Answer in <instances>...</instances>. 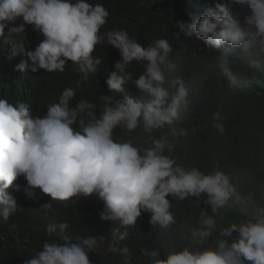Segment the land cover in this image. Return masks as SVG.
Instances as JSON below:
<instances>
[{
  "label": "clouds",
  "instance_id": "clouds-1",
  "mask_svg": "<svg viewBox=\"0 0 264 264\" xmlns=\"http://www.w3.org/2000/svg\"><path fill=\"white\" fill-rule=\"evenodd\" d=\"M231 4L250 9L251 14L243 23L233 16L228 4L217 3L191 25L178 22L177 39L195 34L225 54L229 46L241 48L246 54L253 49L264 53V0H231ZM108 17L103 5H91L87 0H0V40L9 22L21 18L22 23L10 32L24 34L26 26H33L44 37L33 51L27 52L30 63L17 65V70L63 73L72 62L87 80L102 63L93 55L96 46L107 43L119 51L121 61L115 63V71L105 82L112 93H123L115 101L111 95L102 96L105 104L99 118L93 111L96 105L88 100H80L75 108L69 106L75 95L72 89L63 90L59 102L48 106L43 117H33L26 103L14 106L7 99H0V218L7 221L19 208L8 192L19 177L52 200L97 195L104 203L100 219L119 224L110 230L108 250L123 257V264H132L130 249L120 245L129 236L127 229L135 227L142 210L151 213L152 225L168 230L174 217L167 197L199 200L206 195L204 203L212 214H217L239 202L241 196L223 171L204 174L195 167L186 169L165 155L166 150H173L167 136L152 139L151 147L143 150L131 141H114L113 132L119 126L129 132L139 128L150 133L167 125L171 135H185L172 126L189 111L190 90L182 77L172 75L178 66L169 58L173 49L168 40L158 39L144 47L126 30H110L101 35ZM133 61L145 67L134 81L141 93L139 98L130 96L125 88L133 81L132 74L126 71ZM253 66L258 68L260 64ZM84 116L88 117L87 122ZM222 119L219 113L213 114V120ZM75 124L80 130L73 127ZM214 127L224 130L222 123ZM42 208L52 210V205L45 203ZM199 222L209 228L215 225L207 211H201ZM57 228L63 233L69 224L48 225L46 231L51 235ZM210 235V231H193L200 240ZM219 236L214 247L189 243L182 250H168L166 259L159 258L158 250L140 251L152 259V264H264V209L259 210L255 220L232 224ZM103 243L104 236L63 244L45 242L42 250L24 264H91L89 253ZM164 247L169 249L170 242Z\"/></svg>",
  "mask_w": 264,
  "mask_h": 264
},
{
  "label": "trees",
  "instance_id": "trees-1",
  "mask_svg": "<svg viewBox=\"0 0 264 264\" xmlns=\"http://www.w3.org/2000/svg\"><path fill=\"white\" fill-rule=\"evenodd\" d=\"M75 2V0H73ZM91 5L100 4L109 12L107 23L101 28L103 35L110 30H126L128 35L142 46L147 47L155 40L166 39L173 51L169 58L178 68L172 75L180 76L189 86L190 108L182 114L181 120L172 127L185 135H171V127L145 132L137 129L129 132L119 126L113 132L115 142L131 141L143 150L151 147L152 139L167 136L173 145L171 152L165 151L186 169L198 168L204 174L216 170L229 175L237 187L241 199L237 203L212 214L204 201L206 195L197 200H170V211L174 224L162 230L150 223L151 213L143 211L135 227L127 230L129 236L121 242L132 253V264H152V259L140 249L158 250L160 259H166L168 250H182L189 243L199 244L202 248L214 247L221 237L220 231L232 224L255 220L259 210L264 209V53L258 49L246 54L241 48H232L225 54L208 46L195 34L191 38L176 33L178 22L191 25L207 8L215 4H228L233 16L243 23L250 15L246 6L231 4V0H87ZM22 18L9 22L3 40H0V99H7L14 106L19 103L29 105L33 117H43L48 106L58 103L63 90L75 92L70 107L75 108L82 100L96 105L93 110L97 116L103 112L105 101L102 96L111 95L113 101L121 99L123 93L111 92L106 80L115 63L121 61L119 51L105 43L97 45L93 55L102 63L94 74L85 80L72 62L63 73H37L25 68L17 70V65L28 62L27 52L33 51L44 39L33 26H26L24 34H15L10 29L19 26ZM258 62L260 67H254ZM145 67L133 61L127 72L133 81L125 85L126 92L135 98L141 93L135 86V79L144 72ZM219 113L222 120H213ZM88 121V117H83ZM223 124V132L214 127ZM80 130L79 125H73ZM18 186V187H17ZM19 207L7 221L0 218V264H24L37 251L42 250L45 242H78L89 236H104L105 243L89 253L91 264H123L124 258L108 250L111 241V228L118 223L100 219L104 208L97 195L72 198L70 201L52 200L38 188L32 189L23 177L8 189ZM31 194V195H30ZM51 203L52 210L42 208ZM207 211L215 221L214 227L201 224L200 213ZM67 222L69 228L60 233L49 235L48 225ZM11 225H15L12 228ZM210 231L211 235L202 240L193 236L194 230ZM123 230V229H122ZM165 231L167 235H165ZM235 237V233L233 234ZM170 242V248L165 244Z\"/></svg>",
  "mask_w": 264,
  "mask_h": 264
}]
</instances>
